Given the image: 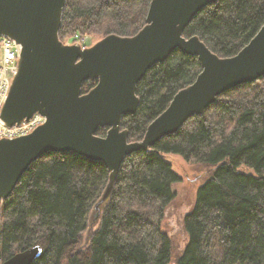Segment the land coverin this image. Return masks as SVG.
Masks as SVG:
<instances>
[{
  "label": "trees",
  "instance_id": "trees-1",
  "mask_svg": "<svg viewBox=\"0 0 264 264\" xmlns=\"http://www.w3.org/2000/svg\"><path fill=\"white\" fill-rule=\"evenodd\" d=\"M150 1L66 0L59 38L133 36L144 26ZM263 24L264 0H217L192 19L183 36L196 35L219 57H230ZM200 71L197 57L179 50L152 66L136 86V113L122 119L128 140H141ZM95 84L84 82L82 93ZM171 154L210 171L183 216L186 242L174 260L171 238L161 228L175 197L172 186L180 181L166 161ZM108 174L101 162L71 152L33 162L0 201V263L39 245L42 253L32 264H264V76L221 94L176 134L127 157L81 247Z\"/></svg>",
  "mask_w": 264,
  "mask_h": 264
},
{
  "label": "water",
  "instance_id": "water-1",
  "mask_svg": "<svg viewBox=\"0 0 264 264\" xmlns=\"http://www.w3.org/2000/svg\"><path fill=\"white\" fill-rule=\"evenodd\" d=\"M216 2L151 0L144 26L135 35L109 34L82 48L59 38L66 0H0V36L21 46L0 120L12 127L35 113L45 117L31 133L0 140V201L12 194L28 167L46 154L71 152L99 161L109 174L90 213L88 242L127 157L148 152L163 137L176 134L221 94L264 76V24L230 57H219L196 35L183 36L192 19ZM175 50L197 57L200 73L175 93L141 140L129 141L122 119L137 111L138 82ZM86 81L96 84L82 93ZM100 128L106 129L104 136L96 134ZM41 253V246H32L0 264H32Z\"/></svg>",
  "mask_w": 264,
  "mask_h": 264
},
{
  "label": "rangeland",
  "instance_id": "rangeland-1",
  "mask_svg": "<svg viewBox=\"0 0 264 264\" xmlns=\"http://www.w3.org/2000/svg\"><path fill=\"white\" fill-rule=\"evenodd\" d=\"M72 38L64 39L63 42L70 43ZM102 38L95 34H86L82 39L85 40V45L91 46ZM166 161L171 164L172 170L180 177V181L172 186L175 197L167 206L161 222L162 230L171 238L172 260H174L181 253L186 242V235L182 227L183 216L192 208L196 190L206 181L210 171L200 164L184 161L179 155H167ZM243 169L248 171L246 168ZM88 234V231L82 234L81 247L86 246Z\"/></svg>",
  "mask_w": 264,
  "mask_h": 264
},
{
  "label": "built area",
  "instance_id": "built-area-1",
  "mask_svg": "<svg viewBox=\"0 0 264 264\" xmlns=\"http://www.w3.org/2000/svg\"><path fill=\"white\" fill-rule=\"evenodd\" d=\"M71 42L85 47V40L78 35H75ZM20 51L21 46L18 43L7 37L0 36V113L8 96L12 80L17 73ZM44 122L45 117L39 113H35L30 119L23 121L20 125L12 127H7L0 120V140L27 135Z\"/></svg>",
  "mask_w": 264,
  "mask_h": 264
},
{
  "label": "bare ground",
  "instance_id": "bare-ground-1",
  "mask_svg": "<svg viewBox=\"0 0 264 264\" xmlns=\"http://www.w3.org/2000/svg\"><path fill=\"white\" fill-rule=\"evenodd\" d=\"M98 221H99V220H98ZM89 222H90V215H89V218H88V226H87L86 231L89 230ZM97 223H98V222H97ZM97 223L93 226V228H92V230H91V233H92L93 229L95 228V226L97 225ZM90 235H91V234H90Z\"/></svg>",
  "mask_w": 264,
  "mask_h": 264
},
{
  "label": "flooded vegetation",
  "instance_id": "flooded-vegetation-1",
  "mask_svg": "<svg viewBox=\"0 0 264 264\" xmlns=\"http://www.w3.org/2000/svg\"><path fill=\"white\" fill-rule=\"evenodd\" d=\"M63 42V41H62ZM64 44H73V42H70V43H66V42H63ZM85 47H89L88 45H84ZM85 47H82V48H85Z\"/></svg>",
  "mask_w": 264,
  "mask_h": 264
}]
</instances>
